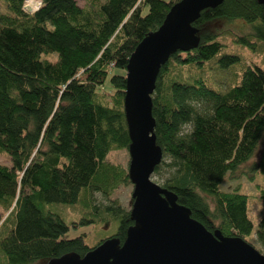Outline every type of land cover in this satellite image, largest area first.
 <instances>
[{
	"label": "trees",
	"instance_id": "1",
	"mask_svg": "<svg viewBox=\"0 0 264 264\" xmlns=\"http://www.w3.org/2000/svg\"><path fill=\"white\" fill-rule=\"evenodd\" d=\"M26 1L0 0V152L10 160L0 164V264L83 256L102 241L89 247L86 234L65 239L80 226L117 221L112 237L124 240L130 210L116 200L98 207L92 193L108 197L130 184L128 168L107 161L130 144L126 66L179 0H85L82 7L38 0L32 13ZM217 20L242 22L250 33L235 42L243 46L255 49L250 37L264 43V6L256 0H224L200 13L197 48L172 54L156 80L152 117L162 161L154 174L165 167L160 186L208 231L246 241L253 232L248 197L220 186L259 150L249 178L264 175V70L226 53L218 33L204 29ZM211 63L242 70L219 91L207 74ZM60 207L81 216L68 222ZM256 235L264 249V218Z\"/></svg>",
	"mask_w": 264,
	"mask_h": 264
},
{
	"label": "water",
	"instance_id": "2",
	"mask_svg": "<svg viewBox=\"0 0 264 264\" xmlns=\"http://www.w3.org/2000/svg\"><path fill=\"white\" fill-rule=\"evenodd\" d=\"M224 0H179L161 26L137 45L126 66L124 116L130 144L128 179L133 186L130 218L122 242L108 238L83 256L63 255L47 264H264V254L240 237L208 231L191 218L174 193L152 181L162 161L156 144L152 94L161 67L176 52L199 44L193 26L200 13ZM264 6V0H256Z\"/></svg>",
	"mask_w": 264,
	"mask_h": 264
},
{
	"label": "rangeland",
	"instance_id": "3",
	"mask_svg": "<svg viewBox=\"0 0 264 264\" xmlns=\"http://www.w3.org/2000/svg\"><path fill=\"white\" fill-rule=\"evenodd\" d=\"M38 2V6L33 10L25 9L26 2L23 5L24 11L27 13H32L39 8L40 2L38 0H34ZM77 4L82 7L85 3V0H76ZM168 1V0H164ZM205 30H210L218 33L219 38L228 45L229 49L226 53L237 54L241 57L243 61H247L249 63H255L259 65L264 70V43L256 41L253 38H249L251 42L256 43L255 49H250L246 46H243L235 40L242 36H248L249 29L243 27L242 22L233 21L228 22L225 20H217L214 21L204 27ZM56 58L55 55L43 54L42 59L54 60ZM218 58V56H217ZM242 70V66L240 64L234 65L227 69H221L216 66V64L211 63L208 66V76L211 80V83L219 90L226 91L230 86H232L234 79H236L237 74ZM190 127H184V130L188 131ZM260 151V150H259ZM258 152L256 155L249 160L248 162L242 164L231 177H227L225 181L220 186V190L223 192H231L234 190L239 191L242 194L247 195L248 197V215L253 224V232L252 234L246 238V242L252 245L257 251L261 254H264V249L259 242L256 231L259 230V223L262 218H264V199L260 198L259 188L264 189V175L258 173L254 174L252 177V181L250 180V172L249 166L253 161L257 160ZM107 161L120 165L125 168H128L129 164V154L128 150H120L111 152ZM0 164L9 166L10 160L8 155L5 152H0ZM167 177V170L165 167L160 169L157 173L153 174L151 179L158 185H162L164 179ZM133 190V186L130 183L126 186L118 187L114 192H112L108 197L104 196L99 192L92 193V201L93 204L98 207H104L106 205H110L112 200H116L118 204L121 205L126 211L131 209L132 198L131 193ZM210 201V199H207ZM62 214L65 215V220H75L81 216L75 207H60L58 208ZM70 222V221H68ZM118 230V222L114 221L106 225H97V226H80L77 229L70 228L69 232L65 235V239H72L79 235L86 234L85 242L89 247L96 246L100 241L108 239L116 234ZM36 264H47V260H42L37 262Z\"/></svg>",
	"mask_w": 264,
	"mask_h": 264
},
{
	"label": "bare ground",
	"instance_id": "4",
	"mask_svg": "<svg viewBox=\"0 0 264 264\" xmlns=\"http://www.w3.org/2000/svg\"><path fill=\"white\" fill-rule=\"evenodd\" d=\"M38 6V2L34 1V0H28L26 2V5L24 6L25 9L27 10H33Z\"/></svg>",
	"mask_w": 264,
	"mask_h": 264
}]
</instances>
